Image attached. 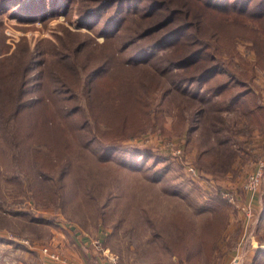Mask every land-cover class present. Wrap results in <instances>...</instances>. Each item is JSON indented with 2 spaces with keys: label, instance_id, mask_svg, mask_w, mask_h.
Listing matches in <instances>:
<instances>
[{
  "label": "rangeland",
  "instance_id": "374dc122",
  "mask_svg": "<svg viewBox=\"0 0 264 264\" xmlns=\"http://www.w3.org/2000/svg\"><path fill=\"white\" fill-rule=\"evenodd\" d=\"M15 2L0 0V264H79L74 252L87 251L113 264H232L237 256L255 264L264 248V175L255 190L246 184L264 160L259 0L243 14L198 6L201 21L180 20L196 29L155 51L177 61L198 45L220 44L208 51L252 91L237 102L231 92L245 87L227 72L179 81V73L195 78L208 66L205 54L186 68L131 61L160 36L137 37L159 20L158 11L144 16L151 0H141L116 36L115 28L105 36L101 24H81L80 12L97 0H70L45 18L26 16ZM231 21L238 24L227 28ZM21 62L32 68L15 110ZM226 82L225 94L212 90ZM70 84L85 92H67ZM82 238L89 244L76 243Z\"/></svg>",
  "mask_w": 264,
  "mask_h": 264
},
{
  "label": "trees",
  "instance_id": "16d2710c",
  "mask_svg": "<svg viewBox=\"0 0 264 264\" xmlns=\"http://www.w3.org/2000/svg\"><path fill=\"white\" fill-rule=\"evenodd\" d=\"M14 1V0H13ZM69 1L70 0H16L15 3H17V6L22 5L24 7V10H26L27 12L24 13H28V15L26 16H30L31 15H39L42 14V18L45 17H49L52 16L50 15V13H55L58 8L60 7L61 4H65L66 8L69 5ZM100 0H97V3L94 5L96 6L95 8L88 9L87 6L85 8V10L83 12H80V16L81 18V24H83L84 26H90V28H92L94 25H97L98 23L101 24V34H104L105 36H107L112 28H115L114 31V36H116L115 32H119L121 31V33L124 30L125 27V23L127 18L129 17V13L132 11H138V9H140V3L141 0H103V3L99 4ZM184 2H182L181 0H151V2H147L145 4L146 6V13L144 14L145 17L151 15V14H157V20L156 22H151L147 27H145L139 34L137 37H141L140 39L143 38H147L149 36H152L156 33H160V36L153 42L151 41L149 44H145L143 46H141V48H139L136 52L135 55L133 56V59L131 61L134 60H139V59H143L141 61V63H153V62H157L161 59H163L164 61L167 62H171L170 65H172L174 67V65L176 66V63H178L179 61V65H183V68H186L188 66H192L195 62L198 61V59L205 54L206 56H209L207 58V61L210 62L206 65L203 70H201V73H199L197 76H195V78L188 77V75H186L188 72L185 73H179V81H181V83H193L196 81H204L207 77H209L211 74L220 72V73H225L227 72L229 75H231L234 79V81H236L235 83L239 86H242L245 90H235L233 92H231L230 95V102L231 100L233 102H237L240 101L242 98L246 97L247 95H249L252 91L249 90V88H247L248 85L246 84H242L239 80H237L236 76H234L233 72H231V69L226 66V68H222V60L219 59L217 60L216 57L214 56V54H211L210 51H208L209 49H212V51L214 50L215 52H219L221 45L220 44H208V43H204L202 46L198 45V42L196 41L194 45H198L196 47H194L192 50H190V52L188 54H186L187 56L183 59L177 60V61H173V60H166V59H170V58H165L164 55H157L155 53V51L157 49H160L161 47L167 45L170 41L172 42H177L178 39L183 35L184 32L188 31L189 29H196V25L195 23H191V22H181L180 20L182 19V16L184 15L183 19H196L198 17V11L197 8L199 7H204L206 9V11H210L212 9H210L211 5L214 3L217 6H221L224 8H227V6L232 5V8L234 10H238V13H245L247 11V7L250 6V4L252 3V1L254 0H206L205 3L207 5L204 6L200 0H183ZM177 3V8L176 7H172L171 4ZM92 6V7H94ZM114 7L115 11L112 12L111 14H107L108 11H106V9L108 7ZM194 6V9H191V7ZM250 8V7H249ZM165 9L167 12V14L165 12H163L162 10ZM256 15L260 16V14H262V10H264V0H259V3H257L256 7ZM252 10V9H251ZM262 11V12H261ZM261 12V13H260ZM49 15V16H48ZM93 17V18H92ZM203 15H200L198 17V21H201ZM92 18V19H91ZM115 20V21H113ZM92 21L94 23H92ZM112 22H115V25H111ZM92 23V24H91ZM227 28H233L235 27L236 24H238V22L235 21H231V22H227ZM173 24H177L174 27H170V25L172 26ZM165 28H169V30L165 31ZM227 34L229 35V33L227 32ZM230 36V35H229ZM133 38L131 40H129L127 43L130 44L133 42ZM135 41V40H134ZM184 45H187V42H183ZM191 45V44H190ZM63 49L69 51V48L67 46H64ZM24 53L28 56V58L32 57V51L30 49H23ZM150 51H153L152 54H149ZM214 52V53H215ZM28 53V54H27ZM69 55V54H68ZM147 55H150L149 57ZM17 56V55H16ZM15 58V57H14ZM18 59V58H17ZM34 62V60H32ZM32 63V62H31ZM137 63H139L137 61ZM175 63V64H174ZM210 64V65H209ZM19 67V73H21V78L17 81V84L15 85L16 88H19V90H17V98L15 100V105H14V109L15 110H19V108L21 107V98L23 95V90L22 88H24L25 85V81H26V73L29 72L32 68V66L28 63L25 62V64H23L21 62ZM52 74L56 75V74H61V73H57L52 72ZM242 81V80H241ZM242 82H245L242 81ZM176 84H178V80H176L175 82ZM217 83V82H216ZM61 86L66 85L65 82L59 84ZM86 91L90 92L93 90V88L88 84V82L86 83ZM21 86V87H20ZM68 88L66 89L67 92H73L74 90H80L81 85L79 86L76 84H70L67 86ZM229 88V83H222V84H215V86L212 88L213 91L216 92V94H225L226 90ZM211 89V88H210ZM57 90H60L57 88ZM81 90L83 92H85V90L81 87ZM65 91V90H64ZM74 95H76L74 93ZM66 101L70 100V99H65ZM74 100H78L79 98H75ZM43 102L46 103L45 100H41ZM41 101H39V104L41 105ZM47 104V103H46ZM64 105V103H63ZM254 110V109H253ZM20 119V116H19ZM114 128V127H113ZM114 130H117L116 128H114ZM95 139V138H94ZM112 148H107V152L108 150H110ZM135 153H138V151L136 149H134ZM110 155V154H108ZM139 156H143V153H139ZM107 157V156H105ZM226 202V201H225ZM227 203V202H226ZM229 204V203H227ZM219 216H222V212L219 211ZM215 220L211 221L209 223V226H213V228H216V224H215ZM261 221L264 222V209L262 212V217H261ZM221 222V221H220ZM208 226V227H209ZM222 228L221 224L219 227V230ZM204 243L206 245V247L209 249L210 247H213V245L215 244L214 241L211 242L210 247L207 245L206 239L204 237ZM184 249V248H182ZM257 253L255 254L254 257V262L255 264H262L261 261H264V248L259 247L257 250ZM185 258L188 259H192V254H190L189 252L186 251L185 249Z\"/></svg>",
  "mask_w": 264,
  "mask_h": 264
},
{
  "label": "crops",
  "instance_id": "0c3cea01",
  "mask_svg": "<svg viewBox=\"0 0 264 264\" xmlns=\"http://www.w3.org/2000/svg\"><path fill=\"white\" fill-rule=\"evenodd\" d=\"M76 243L79 244L80 246H84V245L89 244L85 238L77 240ZM83 252H85V251H83ZM87 252H89L90 254L86 255V254H78V253L74 252V254H75L74 256L77 259V262L79 264H87L88 261L92 258H93V260H92L91 264H113L111 258L106 254H104V255L102 253L98 254V253H94L92 251L91 252L87 251ZM102 256H104L105 258H103ZM85 261L87 263H84ZM89 263H90V261H89Z\"/></svg>",
  "mask_w": 264,
  "mask_h": 264
},
{
  "label": "built area",
  "instance_id": "2783aa9c",
  "mask_svg": "<svg viewBox=\"0 0 264 264\" xmlns=\"http://www.w3.org/2000/svg\"><path fill=\"white\" fill-rule=\"evenodd\" d=\"M263 175H264V160H261L259 162V167L249 178L246 184V188L248 190H255L257 186L259 185L260 181L262 180ZM45 251L48 252V250H45ZM52 257L58 259V256L55 254H53ZM242 261H243L242 257L237 256L232 260V264H242Z\"/></svg>",
  "mask_w": 264,
  "mask_h": 264
}]
</instances>
